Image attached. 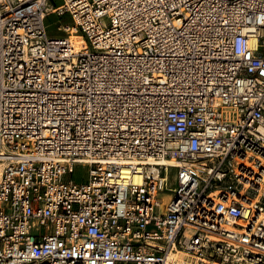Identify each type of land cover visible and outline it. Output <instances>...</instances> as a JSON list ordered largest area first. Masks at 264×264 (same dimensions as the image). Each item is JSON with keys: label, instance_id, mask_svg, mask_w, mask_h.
<instances>
[{"label": "built area", "instance_id": "obj_1", "mask_svg": "<svg viewBox=\"0 0 264 264\" xmlns=\"http://www.w3.org/2000/svg\"><path fill=\"white\" fill-rule=\"evenodd\" d=\"M0 264H264V0H0Z\"/></svg>", "mask_w": 264, "mask_h": 264}, {"label": "rangeland", "instance_id": "obj_2", "mask_svg": "<svg viewBox=\"0 0 264 264\" xmlns=\"http://www.w3.org/2000/svg\"><path fill=\"white\" fill-rule=\"evenodd\" d=\"M72 22V18L69 15L59 17L56 14H52L47 19L50 34L59 37H67L69 35L64 27L68 24H72Z\"/></svg>", "mask_w": 264, "mask_h": 264}, {"label": "bare ground", "instance_id": "obj_3", "mask_svg": "<svg viewBox=\"0 0 264 264\" xmlns=\"http://www.w3.org/2000/svg\"><path fill=\"white\" fill-rule=\"evenodd\" d=\"M71 32H75V31L73 30ZM71 40H72V43L79 48L80 40H81L80 37L73 35L71 37ZM228 111H229V109H228ZM161 162L165 163V164H171L172 166L176 165V161L175 160L165 159V160H162ZM135 181H136V183H140L141 182V177H136Z\"/></svg>", "mask_w": 264, "mask_h": 264}]
</instances>
